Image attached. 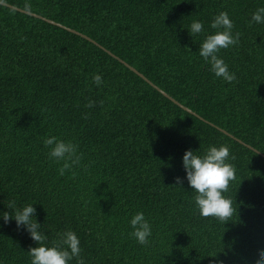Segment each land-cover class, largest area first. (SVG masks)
<instances>
[{
  "label": "trees",
  "instance_id": "1",
  "mask_svg": "<svg viewBox=\"0 0 264 264\" xmlns=\"http://www.w3.org/2000/svg\"><path fill=\"white\" fill-rule=\"evenodd\" d=\"M260 3L0 0V202L35 203L49 240L75 230L85 264H257L264 252V24L249 20ZM10 5L94 39L204 120L90 40ZM221 10L241 34L220 52L236 72L231 83L199 56L203 33L192 38L185 28L203 19L216 31L209 25ZM97 72L99 87L91 80ZM46 134L77 142L81 165L60 175L61 163L42 144ZM221 143L236 168L226 223L199 215L182 165L186 149ZM139 210L153 226L147 245L128 235ZM0 225V261L30 264L27 250L38 242L14 220Z\"/></svg>",
  "mask_w": 264,
  "mask_h": 264
},
{
  "label": "clouds",
  "instance_id": "2",
  "mask_svg": "<svg viewBox=\"0 0 264 264\" xmlns=\"http://www.w3.org/2000/svg\"><path fill=\"white\" fill-rule=\"evenodd\" d=\"M253 23L264 24V0H261L251 13L249 24ZM209 26L216 31L208 32L203 19H193L185 28L192 38L203 33V39L199 43V56L215 77L231 83L237 79L236 72L230 69L220 52L222 49L237 45L241 34L233 30L234 20L227 10L216 13ZM91 80L99 87L104 83L103 74L94 73ZM94 103L89 100L87 106L92 107ZM42 144L48 150V158L61 163L60 175L73 166L81 165L82 153L78 151L79 145L74 140L46 134ZM234 159L229 145L224 143L209 145L203 152L191 148L184 151L182 165L192 188L194 206L200 216L215 217L225 223L230 221L228 218L233 214L234 207L232 198L226 193L230 181L235 178L236 168L232 163ZM176 181L182 184L181 177H176ZM0 203H4L8 209H0V220L4 223L14 220L18 229L23 228L34 241L38 242L37 246L27 250L30 264H73V261L75 264H85L81 239L75 230L68 228L58 231L56 239L49 240L47 229L37 219L35 203L20 204L15 198ZM128 224L130 237L141 245L149 244L153 235V226L144 211L139 210L132 214ZM209 257L215 258L217 255ZM0 264H3V261H0ZM211 264H223V262L215 259ZM257 264H264V252L259 254Z\"/></svg>",
  "mask_w": 264,
  "mask_h": 264
},
{
  "label": "water",
  "instance_id": "3",
  "mask_svg": "<svg viewBox=\"0 0 264 264\" xmlns=\"http://www.w3.org/2000/svg\"><path fill=\"white\" fill-rule=\"evenodd\" d=\"M1 3H3V2H1ZM10 6H11V5H10ZM11 7L15 8V9L21 11V12L27 13V14H29V15H33V16H36V17H38V18H41V19H43V20H45V21H48L49 23H52V24H54V25H57V26H59V27H61V28H63V29H66V30H68V31H70V32H72V33L78 34V35H80V36H82V37H84V38L90 40L91 42L95 43V44L98 45L99 47L103 48V49H104L106 52H108L110 55H112L113 57H115L116 59H118L119 61H121L122 63H124L127 67H129L131 70H133L136 74H138L139 76H141L142 78H144L149 84H151V85L154 86L155 88H158L157 85H155L151 80H149V79H148L146 76H144L141 72H139L138 70H136L134 67H132L130 64H128L126 61H124L123 59H121V58L118 57L117 55L113 54L111 51L107 50V49L104 48L102 45H100L99 43H97L94 39H92V38L86 36L85 34L79 32V31H77V30H75V29L69 28V27H67V26H65V25H63V24H60V23H58V22H56V21H53V20L48 19V18H45V17H43V16H41V15H38V14H36V13L30 12V11H27V10H24V9H21V8L15 7V6H11ZM158 89H159V90H160V91H161L166 97L170 98L173 102H175L176 104H178L179 106H181L184 110H186V111L192 113L193 115L199 117L200 119L204 120V118H202V117H201L200 115H198L196 112L190 110L189 108H187L186 106H184L183 104H181L179 101L175 100L173 97H171L169 94H167L166 92H164L162 89H160V88H158ZM218 128H219V127H218ZM220 130L223 131L224 133L229 134L227 131H225V130L222 129V128H220ZM229 135H231V134H229ZM231 136H233V135H231ZM241 142H243V141H241Z\"/></svg>",
  "mask_w": 264,
  "mask_h": 264
}]
</instances>
